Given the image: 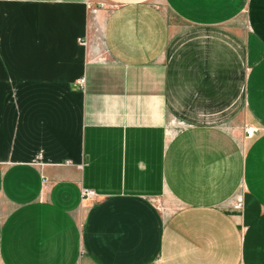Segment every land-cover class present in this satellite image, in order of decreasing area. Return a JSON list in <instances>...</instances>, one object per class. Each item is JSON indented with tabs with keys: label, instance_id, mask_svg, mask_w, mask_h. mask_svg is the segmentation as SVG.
<instances>
[{
	"label": "crops",
	"instance_id": "1",
	"mask_svg": "<svg viewBox=\"0 0 264 264\" xmlns=\"http://www.w3.org/2000/svg\"><path fill=\"white\" fill-rule=\"evenodd\" d=\"M0 264H264V0H0Z\"/></svg>",
	"mask_w": 264,
	"mask_h": 264
},
{
	"label": "built area",
	"instance_id": "2",
	"mask_svg": "<svg viewBox=\"0 0 264 264\" xmlns=\"http://www.w3.org/2000/svg\"><path fill=\"white\" fill-rule=\"evenodd\" d=\"M80 43L86 45V43H84L83 41H80ZM85 81H86V79H82V81H81L82 86L85 85ZM245 131H246L247 137L252 138L259 132V129L254 128V127H248V128L246 127ZM82 196H83V199L87 200V199H92V197L95 196V194L93 191L84 190L82 193Z\"/></svg>",
	"mask_w": 264,
	"mask_h": 264
},
{
	"label": "rangeland",
	"instance_id": "3",
	"mask_svg": "<svg viewBox=\"0 0 264 264\" xmlns=\"http://www.w3.org/2000/svg\"><path fill=\"white\" fill-rule=\"evenodd\" d=\"M170 15L169 19L171 21V23L176 26V27H179V28H185L184 24L182 23V21L178 20L173 14H171L170 12L168 13ZM82 41V40H81ZM84 43H86L85 41H83ZM250 127V126H248ZM247 127V128H248ZM256 128V127H254ZM246 129V128H245ZM246 132V131H245ZM247 137V135H246ZM248 138V137H247ZM85 190H89V189H85ZM84 191V190H83ZM90 191H93L95 196L92 197V199H87V200H90V201H96V198H97V195H96V192L94 190H90ZM85 200V199H84ZM162 204V203H160ZM242 208V204L241 203H237L235 204V209H241Z\"/></svg>",
	"mask_w": 264,
	"mask_h": 264
}]
</instances>
